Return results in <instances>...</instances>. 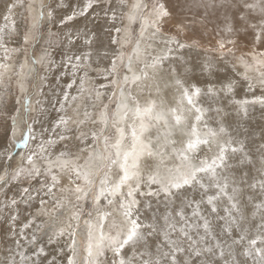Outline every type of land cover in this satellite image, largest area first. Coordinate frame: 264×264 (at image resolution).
<instances>
[{
    "label": "snow or ice",
    "instance_id": "snow-or-ice-1",
    "mask_svg": "<svg viewBox=\"0 0 264 264\" xmlns=\"http://www.w3.org/2000/svg\"><path fill=\"white\" fill-rule=\"evenodd\" d=\"M125 7L0 0V264H264V0Z\"/></svg>",
    "mask_w": 264,
    "mask_h": 264
},
{
    "label": "bare ground",
    "instance_id": "bare-ground-1",
    "mask_svg": "<svg viewBox=\"0 0 264 264\" xmlns=\"http://www.w3.org/2000/svg\"><path fill=\"white\" fill-rule=\"evenodd\" d=\"M127 3V7H125L123 9L124 12L130 13L132 11L131 6L136 3V0H126ZM19 11V9H18ZM125 22V20L123 21V23ZM86 21L83 18H78L76 21L70 22L68 27L71 28L73 31H76L77 28H83L85 25ZM127 23H131L127 20ZM118 26L119 22H118ZM89 28H91L93 31H95L97 33V38L94 41L93 44V49H97V48H102L104 46H107L109 43V39H108V35L105 32V28H110L111 26L106 24L104 22V20H100L98 23L96 24H89L88 25ZM128 31V28H126ZM129 34L131 35V37L133 38V34L129 32ZM78 46L83 50L85 49L87 46H85L81 41H78ZM134 46V45H133ZM131 48V46L128 47V49ZM57 59L59 60V57H57ZM106 62V61H105ZM243 69H241L240 67H236V71L237 72H243ZM27 71V69H26ZM231 74V73H230ZM252 74V73H250ZM51 78V77H50ZM56 113L53 111L51 112V117H55ZM87 216H85L82 220H81V224H80V230L78 232V242L82 241L84 244H86V242L83 240V238L85 237V235L87 234V225L84 223L85 220H87Z\"/></svg>",
    "mask_w": 264,
    "mask_h": 264
},
{
    "label": "rangeland",
    "instance_id": "rangeland-1",
    "mask_svg": "<svg viewBox=\"0 0 264 264\" xmlns=\"http://www.w3.org/2000/svg\"><path fill=\"white\" fill-rule=\"evenodd\" d=\"M135 1V0H134ZM127 13V12H126ZM124 28H128L127 33L129 34L132 33L133 34V39L136 38V36L139 33L140 30V20L137 19L135 22H131V23H127V19L125 18V22L123 23V25H121ZM127 51L131 52V48L127 49ZM37 54H39V49L37 50ZM236 67H240L241 69H243L242 71H244V68L241 64L237 63ZM26 71V70H25ZM13 91H16V87H15V82L13 83ZM105 103H107V100H105ZM114 107V105H113ZM86 237L87 234L85 235V237L83 238V240L86 242Z\"/></svg>",
    "mask_w": 264,
    "mask_h": 264
}]
</instances>
